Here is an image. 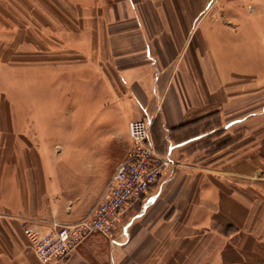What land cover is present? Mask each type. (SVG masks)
Masks as SVG:
<instances>
[{
	"label": "crops",
	"instance_id": "0c3cea01",
	"mask_svg": "<svg viewBox=\"0 0 264 264\" xmlns=\"http://www.w3.org/2000/svg\"><path fill=\"white\" fill-rule=\"evenodd\" d=\"M246 2L0 0V264H44L24 229L56 189L34 86L98 80L171 162L112 235L53 264H264V0Z\"/></svg>",
	"mask_w": 264,
	"mask_h": 264
},
{
	"label": "rangeland",
	"instance_id": "374dc122",
	"mask_svg": "<svg viewBox=\"0 0 264 264\" xmlns=\"http://www.w3.org/2000/svg\"><path fill=\"white\" fill-rule=\"evenodd\" d=\"M239 1L238 7L247 9L246 0ZM95 83L96 94L83 89L77 95L61 96L51 87L42 90L41 84L32 91L34 130L43 133L55 174L49 220L65 222L73 207L78 218L87 215L126 156L130 136L119 119L123 107L113 102L104 81ZM113 84L112 89L120 91Z\"/></svg>",
	"mask_w": 264,
	"mask_h": 264
},
{
	"label": "built area",
	"instance_id": "2783aa9c",
	"mask_svg": "<svg viewBox=\"0 0 264 264\" xmlns=\"http://www.w3.org/2000/svg\"><path fill=\"white\" fill-rule=\"evenodd\" d=\"M209 1L212 6L218 0ZM152 124L153 120L149 118L129 121L130 144L126 156L87 215L75 222L42 218L25 224V233L42 263L67 260L91 233L112 235L129 204L150 194L171 162L168 155L162 157L158 154L151 138ZM121 229L126 231V226Z\"/></svg>",
	"mask_w": 264,
	"mask_h": 264
}]
</instances>
